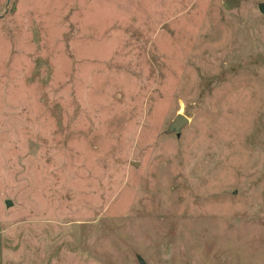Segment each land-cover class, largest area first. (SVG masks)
Instances as JSON below:
<instances>
[{"label":"rangeland","instance_id":"374dc122","mask_svg":"<svg viewBox=\"0 0 264 264\" xmlns=\"http://www.w3.org/2000/svg\"><path fill=\"white\" fill-rule=\"evenodd\" d=\"M263 2L0 0V264H264Z\"/></svg>","mask_w":264,"mask_h":264},{"label":"water","instance_id":"95a60500","mask_svg":"<svg viewBox=\"0 0 264 264\" xmlns=\"http://www.w3.org/2000/svg\"><path fill=\"white\" fill-rule=\"evenodd\" d=\"M259 10L264 12V2L259 4ZM188 121L189 119L185 115L178 113L171 121L168 130L170 132H175L177 136H180L182 126L188 123ZM6 203L10 204V201H7ZM138 260L140 264H147V262L141 256L138 257Z\"/></svg>","mask_w":264,"mask_h":264}]
</instances>
